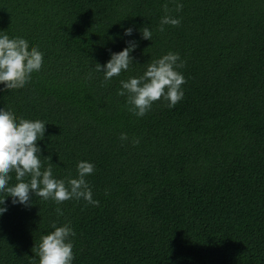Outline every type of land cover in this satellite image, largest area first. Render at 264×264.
<instances>
[{
	"label": "trees",
	"instance_id": "trees-1",
	"mask_svg": "<svg viewBox=\"0 0 264 264\" xmlns=\"http://www.w3.org/2000/svg\"><path fill=\"white\" fill-rule=\"evenodd\" d=\"M166 14L180 22L161 31ZM0 30L43 53L23 87L0 84V107L46 123L37 143L56 178L92 162L98 201L6 197L0 264L38 261L41 235L65 223L72 264H264V0H0ZM132 39L134 63L104 81L95 62ZM169 51L183 98L133 115L119 81Z\"/></svg>",
	"mask_w": 264,
	"mask_h": 264
},
{
	"label": "clouds",
	"instance_id": "clouds-1",
	"mask_svg": "<svg viewBox=\"0 0 264 264\" xmlns=\"http://www.w3.org/2000/svg\"><path fill=\"white\" fill-rule=\"evenodd\" d=\"M167 11V5L164 6ZM181 4L177 3L179 11ZM178 17L164 15L160 20V30L163 25L179 24ZM131 26L123 29V36L131 37ZM142 39L151 40V31L144 28L140 31ZM125 47L116 52H109V59L103 64L95 62V71L102 73L103 80L108 81L127 72L133 62L131 53L137 47L136 41L126 40ZM43 63V53L37 46L29 47L28 41L19 36L10 37L0 30V84L6 89L23 87L33 72H38ZM183 66V61L176 52L169 51L146 64L142 75L129 76L119 81L117 95L126 97L127 110L137 117H142L149 111L154 102H167L171 108L184 95L185 78L177 69ZM46 123L39 119H27L14 116L11 109L0 107V192L8 195L0 199V215L7 211L5 198H11V204L31 205L33 196L43 200H52L59 204L69 199L83 198L87 203H98L92 197V189L86 177L94 171L95 165L87 160H80L76 165V176L56 178L51 167V157L43 156L49 164L42 168L41 147ZM120 139L126 140L127 134L121 133ZM136 142V141H134ZM15 173L16 183L9 185L12 179L10 173ZM28 177L25 180V177ZM58 214L60 210L57 209ZM75 232L65 223L52 225V230L40 237L36 246V257H30L31 264H72L74 259L73 237Z\"/></svg>",
	"mask_w": 264,
	"mask_h": 264
}]
</instances>
